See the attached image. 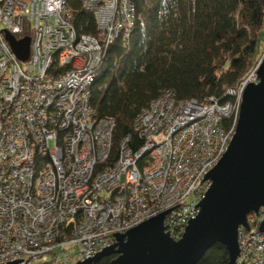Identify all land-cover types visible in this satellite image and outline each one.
I'll list each match as a JSON object with an SVG mask.
<instances>
[{"label": "built area", "instance_id": "built-area-1", "mask_svg": "<svg viewBox=\"0 0 264 264\" xmlns=\"http://www.w3.org/2000/svg\"><path fill=\"white\" fill-rule=\"evenodd\" d=\"M71 1L0 0V263L76 264L114 244L112 233L174 206L165 224L180 239L211 185L204 175L229 147L245 87L258 80L261 62L223 103L167 91L135 120L143 144L134 150L126 138L114 165L99 169L114 121L94 117L92 90L108 49L129 45L137 6L81 0L96 21L91 34L78 31ZM8 33L31 37L27 60ZM248 221L236 264H264V208Z\"/></svg>", "mask_w": 264, "mask_h": 264}, {"label": "trees", "instance_id": "trees-1", "mask_svg": "<svg viewBox=\"0 0 264 264\" xmlns=\"http://www.w3.org/2000/svg\"><path fill=\"white\" fill-rule=\"evenodd\" d=\"M135 1L137 22L130 43L111 47L92 90L94 117L114 121L111 150L99 169L114 165L126 138L134 150L143 144L135 120L164 93L172 90L177 100L226 102L232 99L228 90L245 81L264 57V0ZM70 5L78 31L95 34L93 13L81 0ZM114 257L94 264H110ZM229 261L226 247L216 243L198 264Z\"/></svg>", "mask_w": 264, "mask_h": 264}, {"label": "water", "instance_id": "water-1", "mask_svg": "<svg viewBox=\"0 0 264 264\" xmlns=\"http://www.w3.org/2000/svg\"><path fill=\"white\" fill-rule=\"evenodd\" d=\"M7 38L17 56L27 60L31 37L17 40L8 33ZM256 73L258 80L245 87L229 147L204 175L201 182L208 179L211 185L195 205L199 211L190 216L181 238H173L165 224L166 213L174 206L126 232L112 233L114 244L76 264H94L110 255H115L110 264H198L216 243L228 250L229 264H236L239 228L250 230L249 215L264 208V57ZM257 230L264 231V221ZM23 261L18 258L6 264Z\"/></svg>", "mask_w": 264, "mask_h": 264}, {"label": "bare ground", "instance_id": "bare-ground-1", "mask_svg": "<svg viewBox=\"0 0 264 264\" xmlns=\"http://www.w3.org/2000/svg\"><path fill=\"white\" fill-rule=\"evenodd\" d=\"M133 30H134V27H133V29H132V33H133ZM111 47H112V46H111ZM111 47L108 49V52H107V54H106V56H105V59H106L107 55L109 54ZM105 59H104V61H105ZM98 75H99V73H98ZM97 77H98V76H97Z\"/></svg>", "mask_w": 264, "mask_h": 264}, {"label": "rangeland", "instance_id": "rangeland-1", "mask_svg": "<svg viewBox=\"0 0 264 264\" xmlns=\"http://www.w3.org/2000/svg\"><path fill=\"white\" fill-rule=\"evenodd\" d=\"M252 79H254V77ZM57 250H59V249H57Z\"/></svg>", "mask_w": 264, "mask_h": 264}]
</instances>
